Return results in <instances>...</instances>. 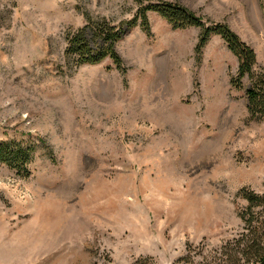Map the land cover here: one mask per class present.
I'll list each match as a JSON object with an SVG mask.
<instances>
[{
    "label": "rangeland",
    "instance_id": "1",
    "mask_svg": "<svg viewBox=\"0 0 264 264\" xmlns=\"http://www.w3.org/2000/svg\"><path fill=\"white\" fill-rule=\"evenodd\" d=\"M156 1V0H149ZM227 22L264 72V0H168ZM136 0H0V141L36 146L29 176L0 162V264H174L215 258L244 231L242 189L264 193V119L219 35L149 13L111 58L77 66L70 33L120 26ZM87 15L91 17L88 20Z\"/></svg>",
    "mask_w": 264,
    "mask_h": 264
},
{
    "label": "trees",
    "instance_id": "2",
    "mask_svg": "<svg viewBox=\"0 0 264 264\" xmlns=\"http://www.w3.org/2000/svg\"><path fill=\"white\" fill-rule=\"evenodd\" d=\"M139 4L136 15L116 26L107 20L91 22L90 28L102 41L94 49L87 38V27L80 28L69 35V45L66 50L68 58H72L77 66L99 64L106 58H111L118 69L125 72L124 60L116 45L128 29L140 26L147 34H151L149 13L155 12L166 19L174 29L198 27L201 29L195 51L198 60L203 49L214 35L221 36L230 51L238 58L239 66L231 84L237 89L244 86V79H250L247 89L248 110L250 118L264 119V72H257L258 63L255 49L244 41L241 36L224 21L206 20L186 5L168 0H136ZM89 21L91 17L87 15ZM36 151L35 145L24 144L21 141H0V162L7 164L23 176L31 173L30 164ZM241 195L248 201V206L242 212L244 231L238 238L229 241L221 248V253L215 258L203 261L194 260L191 255L179 258L174 264H264V193L242 189ZM136 264H156L152 258H141Z\"/></svg>",
    "mask_w": 264,
    "mask_h": 264
}]
</instances>
